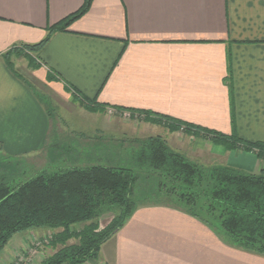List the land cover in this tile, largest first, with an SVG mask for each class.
<instances>
[{
	"label": "crops",
	"instance_id": "1",
	"mask_svg": "<svg viewBox=\"0 0 264 264\" xmlns=\"http://www.w3.org/2000/svg\"><path fill=\"white\" fill-rule=\"evenodd\" d=\"M84 1L0 0V155L37 173L117 165L126 140L160 136L198 163L201 155L210 159L203 164L264 170L255 152L227 150L137 114L142 121H124L116 111L157 113L264 142V0H94L40 54H29L32 63L5 57L16 45L44 40ZM83 96L100 110L88 111ZM33 234L39 231L5 248L6 258ZM111 240L85 264H264L163 207L138 209Z\"/></svg>",
	"mask_w": 264,
	"mask_h": 264
},
{
	"label": "trees",
	"instance_id": "2",
	"mask_svg": "<svg viewBox=\"0 0 264 264\" xmlns=\"http://www.w3.org/2000/svg\"><path fill=\"white\" fill-rule=\"evenodd\" d=\"M94 0L48 30L36 44L14 46L6 58L40 54L57 32H65L91 9ZM51 79H53L51 77ZM78 93V91H76ZM90 112L96 99L81 98ZM106 108V107H105ZM118 113L126 109L116 108ZM145 120L187 135L199 134L227 150L255 152L264 160V142L242 139L195 126L169 116L128 110ZM234 124V122H233ZM132 156L117 165L52 168L25 176L0 155V255L17 235L50 230L55 253L41 264H85L115 237L134 213L163 207L186 214L207 226L225 245L264 257V170L248 173L224 165H204L172 150L160 136L138 141ZM132 166H121L122 164ZM114 213L104 228L100 218Z\"/></svg>",
	"mask_w": 264,
	"mask_h": 264
},
{
	"label": "rangeland",
	"instance_id": "3",
	"mask_svg": "<svg viewBox=\"0 0 264 264\" xmlns=\"http://www.w3.org/2000/svg\"><path fill=\"white\" fill-rule=\"evenodd\" d=\"M112 113H110L111 115L113 114V111H111ZM109 114V115H110ZM121 118L124 121H132L133 119H137L139 117L135 116L134 114H132L130 111L125 110L123 112L120 113ZM135 119V120H136ZM141 119V118H139ZM143 119H141L142 121ZM137 121V120H136ZM130 139V138H128ZM147 140V138L142 139L140 141H144ZM185 147H187V145L185 144ZM125 153H124V161H126L127 159H129L132 154L131 152L133 151V149L137 150L138 149V143L137 141H125ZM200 154V153H198ZM199 158H201V160H203V162L201 164H203L204 162L208 163L210 162V159L208 157H202L201 155L199 156ZM199 160V159H198ZM197 160V161H198ZM200 161V160H199ZM196 162V161H195ZM4 163H12L10 164V166L14 165L15 168H17L18 170H20V167H25L24 169H27L28 167L26 166V164H22L20 162V159H13V158H8V161H5ZM64 163V162H62ZM132 166V164H122L121 166ZM204 165H209L211 166V164H204ZM57 168V167H56ZM61 168H67V166L65 165H61ZM21 171V170H20ZM25 176L28 177H32L37 175V169H29L26 170L25 172ZM114 213H107L104 216H102L100 218V226L101 228L106 227L111 220L114 217ZM29 232H24L21 234H17L12 241L8 244V246L6 247V249H12L15 248L14 244L19 240L22 239L21 237H26L28 235ZM54 231H50V230H42L41 234L39 231V234L35 235H30V241L28 240V244L23 247V250H19L18 254L14 255L13 260L10 261L6 258V249L5 251H3L0 255V264H17L20 257L24 258L23 262H20L19 264H41L46 258L50 257L51 255H53L55 253V250L51 247V245H49V242L51 240V236L54 234ZM45 239H47V242L45 241ZM37 241H41L42 245H38L37 246ZM110 241H113L110 239ZM19 247V245H17ZM103 246V245H102ZM101 246V247H102ZM17 248V247H16ZM30 259V261L28 262L27 260Z\"/></svg>",
	"mask_w": 264,
	"mask_h": 264
},
{
	"label": "built area",
	"instance_id": "4",
	"mask_svg": "<svg viewBox=\"0 0 264 264\" xmlns=\"http://www.w3.org/2000/svg\"><path fill=\"white\" fill-rule=\"evenodd\" d=\"M111 112V111H110ZM184 129L182 128L181 131H183ZM45 241L47 242V239H45ZM38 245H42V242L41 241H37V246ZM27 260V259H26ZM24 261V258H21L19 259L18 263L19 264L20 262H23ZM28 262L30 261V259L27 260Z\"/></svg>",
	"mask_w": 264,
	"mask_h": 264
}]
</instances>
